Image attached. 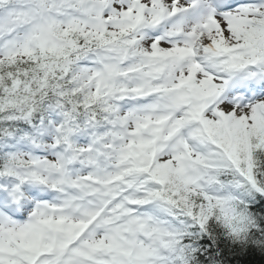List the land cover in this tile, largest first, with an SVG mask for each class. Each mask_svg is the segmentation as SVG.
<instances>
[{"label": "snow or ice", "instance_id": "1", "mask_svg": "<svg viewBox=\"0 0 264 264\" xmlns=\"http://www.w3.org/2000/svg\"><path fill=\"white\" fill-rule=\"evenodd\" d=\"M0 264H264V0H0Z\"/></svg>", "mask_w": 264, "mask_h": 264}]
</instances>
